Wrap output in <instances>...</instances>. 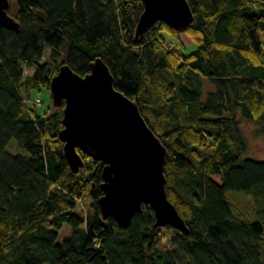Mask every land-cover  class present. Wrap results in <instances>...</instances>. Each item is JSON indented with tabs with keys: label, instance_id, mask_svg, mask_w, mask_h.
<instances>
[{
	"label": "trees",
	"instance_id": "16d2710c",
	"mask_svg": "<svg viewBox=\"0 0 264 264\" xmlns=\"http://www.w3.org/2000/svg\"><path fill=\"white\" fill-rule=\"evenodd\" d=\"M8 1L19 28L0 25V264H177L164 243L188 264H264V159L243 156L238 120L264 131V0H188L187 27L158 20L138 38L142 0ZM97 57L167 147V194L187 232L155 226L149 204L127 227L105 218L104 163L80 152L74 172L62 107L33 102L62 64L85 75ZM12 139L26 152L7 151Z\"/></svg>",
	"mask_w": 264,
	"mask_h": 264
},
{
	"label": "water",
	"instance_id": "95a60500",
	"mask_svg": "<svg viewBox=\"0 0 264 264\" xmlns=\"http://www.w3.org/2000/svg\"><path fill=\"white\" fill-rule=\"evenodd\" d=\"M135 36L163 20L180 30L194 18L188 0H142ZM9 1L0 0V25L18 29L7 13ZM53 103L62 107L59 138L74 172L83 165L81 153L101 160L103 195L98 199L103 216L127 227L143 204L155 212V226L188 231L185 219L167 194L165 173L168 149L148 124L136 101L115 88L114 77L101 57L85 75L62 64L50 81Z\"/></svg>",
	"mask_w": 264,
	"mask_h": 264
},
{
	"label": "rangeland",
	"instance_id": "374dc122",
	"mask_svg": "<svg viewBox=\"0 0 264 264\" xmlns=\"http://www.w3.org/2000/svg\"><path fill=\"white\" fill-rule=\"evenodd\" d=\"M182 39L186 45L184 49L185 53H189L196 47L194 42H192L185 34L182 35ZM49 55H50V49L47 47L44 51L42 59H45ZM33 71H34V67H27V66L24 67V75H31ZM36 94L40 95V97L42 98V103L38 105V109L40 111H44L45 109L48 108V106L52 104L50 98L51 92L49 90L41 89L40 91L36 92L34 95ZM238 120L243 138L247 144V150L243 156L254 159H264V131H262L260 127L257 124H255L253 121L243 117L240 111L238 112ZM6 149L11 153L26 152L24 149H21L16 145V141L14 139L10 141ZM90 190H91V186H88L84 197L87 207H89V202H90ZM239 200L244 202V197L239 196ZM77 211L82 213V210L79 208L77 209ZM59 232H60L59 239L62 240L63 238L69 235L70 228L68 226H64L63 229L59 230ZM171 235H172V230L167 227V236L170 237ZM162 247L167 248L172 252V255L174 256L177 264L189 263V260L186 258L184 253H182L181 251L177 250L176 248L170 245L168 246V243H164Z\"/></svg>",
	"mask_w": 264,
	"mask_h": 264
},
{
	"label": "built area",
	"instance_id": "2783aa9c",
	"mask_svg": "<svg viewBox=\"0 0 264 264\" xmlns=\"http://www.w3.org/2000/svg\"><path fill=\"white\" fill-rule=\"evenodd\" d=\"M165 47L166 49L172 50L174 48H179V45H174V42H169V43H165ZM24 102H29L30 99L28 98H24L23 99ZM34 103H40L41 102V97H37L33 100ZM78 203L82 204L81 200H78Z\"/></svg>",
	"mask_w": 264,
	"mask_h": 264
},
{
	"label": "crops",
	"instance_id": "0c3cea01",
	"mask_svg": "<svg viewBox=\"0 0 264 264\" xmlns=\"http://www.w3.org/2000/svg\"><path fill=\"white\" fill-rule=\"evenodd\" d=\"M33 73V72H32Z\"/></svg>",
	"mask_w": 264,
	"mask_h": 264
}]
</instances>
